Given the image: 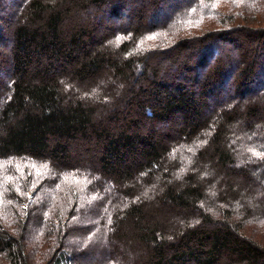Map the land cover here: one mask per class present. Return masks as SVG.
<instances>
[{"label":"trees","instance_id":"trees-1","mask_svg":"<svg viewBox=\"0 0 264 264\" xmlns=\"http://www.w3.org/2000/svg\"><path fill=\"white\" fill-rule=\"evenodd\" d=\"M10 3L0 264H97L106 253L264 264V156L253 155L264 153V134L253 135L264 133V0H183L166 15L163 0ZM62 182L74 205L94 192L93 215L114 201L100 191L115 189L117 210L99 213L111 246L88 248L91 236L66 246L89 231L70 223L78 207L31 205L28 191Z\"/></svg>","mask_w":264,"mask_h":264},{"label":"rangeland","instance_id":"rangeland-1","mask_svg":"<svg viewBox=\"0 0 264 264\" xmlns=\"http://www.w3.org/2000/svg\"><path fill=\"white\" fill-rule=\"evenodd\" d=\"M5 2V7L3 6V10L0 12L4 13L5 11H9L10 9H12V7L10 6L11 0H3ZM179 1V0H178ZM183 0H180V2H177L175 0H163V13L166 15L168 13H170L173 9V6H179L181 4ZM174 13V12H173ZM165 17L161 15V21H159L160 23L157 26H161L163 21H164ZM219 46H227L225 44V42H220V44H218ZM222 47V48H223ZM220 50V48H218ZM227 95H231V92L229 91H225L224 92ZM223 104V103H222ZM224 105V104H223ZM222 105V106H223ZM221 106V107H222ZM264 133L261 130H257L255 132H253V135L260 137L261 135H263ZM86 176V175H85ZM43 178V177H41ZM89 179H93V176L88 177ZM88 179V180H89ZM74 183V182H73ZM37 183H35L36 186ZM71 187V183H67V182H62L59 186L57 187H52V186H45V187H38L37 190L36 189H32L31 191L27 192V196L31 195L32 192L33 195H31V205L38 207L40 205H43L42 210H55L57 208L60 209H66L69 207H78V209L75 211L74 214L71 215V217L69 218L71 220V225H77V226H87L89 227V231L85 234V235H73L70 236L68 239V245L66 246H70L72 243H78V238L75 236H91L88 240V248L94 247L97 249H101L102 247H109L111 246L112 243V239L110 237V235L108 237H106L107 235L105 234V232L103 231V222L99 217V213H101V211L104 213L107 211V214H109L112 211V208L114 207V210H117V203L116 202V198H117V193L115 192V189H112L110 187H104L100 192V196L104 197L105 199H109V200H114L113 202H111V204L108 206V208H105V204L103 208H100L98 210V214L97 215H93V213L97 210L95 208H93V204L92 201H96L97 200V196L95 195V197H93L94 192H85V196L83 195L77 204L74 205L73 203V197H70V195L73 194H68L69 192V188ZM36 188V187H35ZM79 191L83 190V186L78 187ZM98 198H99V194H98ZM24 211V210H23ZM22 214L24 212H21ZM51 219H49V217L47 219H45V223L48 224V222ZM68 220V221H70ZM46 224V225H47ZM259 228L262 230V232L264 233V223H262L261 225H259ZM43 235V234H41ZM54 234H51V236H53ZM264 235V234H263ZM85 242L82 240V242L80 243L81 245L84 244ZM78 245V244H77ZM94 257H90L87 259L88 262H92ZM106 261H109L111 263L114 264H124V262H121L118 256H115L113 254H108L106 253L104 258L102 257V260L100 262H98L97 264H105Z\"/></svg>","mask_w":264,"mask_h":264},{"label":"snow or ice","instance_id":"snow-or-ice-1","mask_svg":"<svg viewBox=\"0 0 264 264\" xmlns=\"http://www.w3.org/2000/svg\"><path fill=\"white\" fill-rule=\"evenodd\" d=\"M201 22H202V21L197 22V26H199V23H201ZM148 38H149V39H154L155 36L148 37ZM118 39H119V38H118ZM253 155L259 157V156H264V153H260V152H255V151H253Z\"/></svg>","mask_w":264,"mask_h":264}]
</instances>
